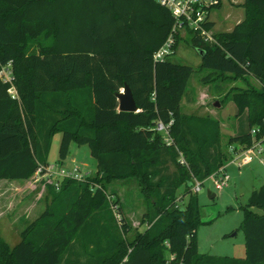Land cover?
I'll list each match as a JSON object with an SVG mask.
<instances>
[{"label": "trees", "instance_id": "1", "mask_svg": "<svg viewBox=\"0 0 264 264\" xmlns=\"http://www.w3.org/2000/svg\"><path fill=\"white\" fill-rule=\"evenodd\" d=\"M217 6L218 0L207 9V28ZM240 6L243 19L214 32L213 43L185 33L203 51L204 82L229 74L258 83L226 94L236 115L246 112L248 131L222 143L217 117L179 107L193 68L170 55L152 59L174 21L156 0H0V69L8 63L10 70L9 82L0 78V179L24 180L48 163L56 132L58 162L71 142L87 145L96 162L85 182L64 179L56 190L46 184L51 201L19 240L9 246L0 236V264H264V184L240 206L244 257L198 253L195 238L204 222L193 180L225 164L229 145L247 147L263 133L264 0ZM181 37L174 36L173 50ZM124 84L135 111L118 109ZM157 120H170L171 144L154 129ZM129 177L146 203L143 231L131 229L105 192L109 180ZM90 182L98 187L91 190Z\"/></svg>", "mask_w": 264, "mask_h": 264}, {"label": "rangeland", "instance_id": "2", "mask_svg": "<svg viewBox=\"0 0 264 264\" xmlns=\"http://www.w3.org/2000/svg\"><path fill=\"white\" fill-rule=\"evenodd\" d=\"M218 2L219 6L212 7L209 11L210 19L213 20L212 33L229 31L234 23L241 21L244 17V11L240 6L242 0H218ZM181 36L168 57L172 61L188 64L193 68L185 94L180 100L181 111L195 116L217 117L222 143L234 132L240 134L247 132L245 111L236 115L235 104L226 97V94L231 89H243L247 85L257 87V81L251 77L220 74L213 81L204 82L202 77L207 70L200 66L199 53L189 44L185 34ZM215 101L218 102V106H214ZM60 137V132H56L52 137L47 162L58 161ZM62 162L66 167L78 166L83 171H90V174L95 172L96 162L91 157L87 145H76L71 142L68 154ZM225 172L230 177L227 186L217 190L213 187L211 179L207 178L196 192L200 206V221L204 222L195 232L197 252L234 258L244 257L240 206L252 189L264 184V149L244 166L237 167L235 163L227 164ZM34 173L24 180L0 179V236L9 246L19 240V233L25 225L37 218L51 201L46 184L35 178ZM176 190L178 200L182 197V186ZM207 191H210L214 197L209 198ZM105 192L109 199L118 200L132 230L145 229L146 223L141 219L146 210V203L135 179L129 177L109 180L106 183ZM185 200L186 197L183 201ZM253 209L260 211L258 208ZM107 215L102 212L101 219L106 218Z\"/></svg>", "mask_w": 264, "mask_h": 264}, {"label": "built area", "instance_id": "3", "mask_svg": "<svg viewBox=\"0 0 264 264\" xmlns=\"http://www.w3.org/2000/svg\"><path fill=\"white\" fill-rule=\"evenodd\" d=\"M161 6H165L173 17V24L171 31L165 38V41L161 46L152 53L153 60H164L173 52V44L175 42L174 36L176 34H185L187 31L199 36L203 42L213 43L215 39L212 36L210 28L206 27L208 21L207 9L212 6L217 0H156ZM7 63L0 69V78L4 81H10V70ZM11 97L14 96L15 91L13 86L8 89ZM263 133L254 140L249 146L243 147L240 144H232L228 146V151L232 156L225 164L221 165L210 174L207 178L211 179L212 185L215 189H221L227 186L229 181V175L225 172V166L229 163H235L237 167L248 164L257 154L264 149V117L261 120ZM170 120L163 124L157 120L154 124V129L161 134L163 142L167 145L171 144L172 140L169 136L168 125ZM258 129L251 128L250 133L255 134ZM178 161L181 165H187L185 158L182 157L178 151ZM35 178L42 181L44 184L51 185L55 190L59 187L60 183L64 179H74L79 182H85L90 175V171H83L78 166L66 167L63 163L56 161L55 163L39 164L34 171ZM206 178V179H207ZM205 180V179H204ZM201 182L193 180L191 190L197 192L200 189ZM98 187L94 182L89 183V188L93 190ZM109 197V196H108ZM113 212L115 211L112 208ZM115 213V212H114ZM115 215H117L115 213ZM117 217V216H116ZM126 257L123 258V261ZM172 258V255L169 256Z\"/></svg>", "mask_w": 264, "mask_h": 264}, {"label": "water", "instance_id": "4", "mask_svg": "<svg viewBox=\"0 0 264 264\" xmlns=\"http://www.w3.org/2000/svg\"><path fill=\"white\" fill-rule=\"evenodd\" d=\"M198 51L199 55L201 56L203 51L200 49H196ZM118 99V109L123 111H135L136 105L133 99V96L131 95L129 87L124 84L121 90L116 94ZM218 102L215 101L214 106H218ZM209 198L214 197V195L207 193Z\"/></svg>", "mask_w": 264, "mask_h": 264}, {"label": "crops", "instance_id": "5", "mask_svg": "<svg viewBox=\"0 0 264 264\" xmlns=\"http://www.w3.org/2000/svg\"><path fill=\"white\" fill-rule=\"evenodd\" d=\"M209 20H210V21H213V20L210 19V13H209ZM245 114H246V112H245ZM232 134H240V133H237V132L235 133V132H234V133H232ZM232 134H230V135H232ZM95 169H96V167H95ZM207 193L212 194V193H210V191H207ZM212 195H213V194H212Z\"/></svg>", "mask_w": 264, "mask_h": 264}]
</instances>
